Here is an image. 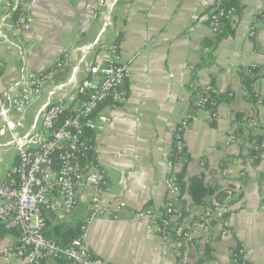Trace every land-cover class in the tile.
Here are the masks:
<instances>
[{
  "label": "crops",
  "instance_id": "crops-1",
  "mask_svg": "<svg viewBox=\"0 0 264 264\" xmlns=\"http://www.w3.org/2000/svg\"><path fill=\"white\" fill-rule=\"evenodd\" d=\"M220 1L118 0L109 27L102 15L104 8L95 0H27V23L6 29L8 41H0V93L7 94L13 86L22 88L28 72L45 70L67 50L85 48L97 38L110 44L120 36L119 56L130 65L131 76L124 102L105 109L110 123L95 143V159L107 177L103 201L122 210L117 219L93 220L86 238L91 252L111 264H176L170 251L163 249L155 229L146 220L137 219L136 213L145 207L159 209L165 200L173 133L181 116L190 113V93L196 86H212L219 93L230 92L232 97L229 103L217 106L213 124L202 110L191 112L197 119L183 131L188 156L186 180L201 173L205 180H214L217 168L226 162L234 174L239 169L234 160L241 149L229 143L236 112L262 124V149L247 166L240 203L226 217L230 233L217 235L210 245L209 259L199 264H227L229 250L238 244L248 264H264V212L260 209L264 76L252 84L256 103L247 99L240 76V70L250 65L264 68V23L258 24L253 36L249 34L264 9V0H238L240 12L230 19V31L210 49L205 41L217 34L210 30L206 17ZM14 10V0H0V20ZM98 50L73 53L58 79L72 76L83 61L98 62ZM203 57L206 65L193 73V66ZM9 139L0 122V162L5 164L0 169V183L16 160V148ZM120 172L125 173L123 185L118 184ZM88 195L89 190L80 197L74 218H83ZM0 242L13 245L17 235L8 233ZM0 264L27 263L0 259ZM43 264L57 262L45 260Z\"/></svg>",
  "mask_w": 264,
  "mask_h": 264
},
{
  "label": "built area",
  "instance_id": "built-area-1",
  "mask_svg": "<svg viewBox=\"0 0 264 264\" xmlns=\"http://www.w3.org/2000/svg\"><path fill=\"white\" fill-rule=\"evenodd\" d=\"M106 8V26L112 27V10L115 0H95ZM207 14L210 30L216 34L221 30V20L235 16L233 7L225 9L221 4ZM16 17L5 16L0 20V41H8L6 29H18L28 21L27 0H14ZM264 8V3H263ZM264 12L261 11L260 13ZM259 13V14H260ZM264 17L255 18L250 36L255 34ZM78 47L64 52L52 65L42 71L28 72L23 86H13L7 94L0 93V122L10 134V141L16 148V160L6 171L0 183V223L16 230L17 242L5 245L0 242V259L9 261L21 259L27 264L38 261L63 259L65 264H111L95 256L87 245V230L96 218L117 219L120 206L114 208L105 203L102 194L107 190L105 171L97 163L87 162L90 151L95 152V143L110 123L105 111L110 105L124 102L126 82L131 76L130 65L121 61L118 46L104 43L99 51V61L89 64L83 61L75 67L72 76L59 80L65 73L73 53L83 51ZM106 57V62L103 58ZM2 66L0 63V73ZM216 92L212 86H204L192 97L197 110H202L208 121L216 113L206 108L208 92ZM45 104L36 124L20 135L17 126L24 119L25 112ZM18 114L15 120L11 112ZM36 112V114H37ZM197 119L195 114L184 113L173 133V143L178 155L185 154L183 131ZM12 125V127H11ZM255 118L242 124L233 122L229 143L238 145L240 154L235 158L239 169L233 173L229 163L217 168L216 179L224 191V199L213 203L211 216L193 222L196 212L174 230L179 236H171V223L178 218L183 195L175 182L174 172L181 162L168 161L169 174L166 181V195L159 209L145 207L137 211L136 218L146 220L158 234L162 247L169 250L176 264H198L199 255L205 245H211L217 235H229L225 213L232 211L240 203L244 189L247 166L257 159L260 147L247 141V134H259L261 126ZM243 127V134L234 130ZM182 132L179 133V131ZM92 134L93 144H89L87 133ZM250 151H255L249 157ZM125 173L120 172L118 184L123 185ZM89 190L80 224V234L74 246H63L45 235L46 217L52 215L54 221L64 222L74 218L80 197ZM260 209L264 212V186L260 193ZM200 253V254H199ZM227 264H247L243 249L233 246L229 250Z\"/></svg>",
  "mask_w": 264,
  "mask_h": 264
},
{
  "label": "trees",
  "instance_id": "trees-1",
  "mask_svg": "<svg viewBox=\"0 0 264 264\" xmlns=\"http://www.w3.org/2000/svg\"><path fill=\"white\" fill-rule=\"evenodd\" d=\"M225 9L233 7L235 9V15L240 12V8L238 6V0H224L221 4ZM18 11H13V17H16ZM263 16L264 12L258 14V17ZM230 19H222L221 20V30L216 33L214 39L206 40L205 45L209 47L210 49H213L217 42L224 37L230 30ZM120 42V36L116 35L113 44L119 45ZM211 56H209L210 60ZM207 61L202 58V60L193 66V73L206 65ZM240 76H241V83L243 90L247 94V99L250 102L256 103L258 102V96L255 94L252 88L253 82L261 77L264 76V68L257 65H250L246 67L245 69L240 70ZM203 87L196 86L191 90V97L195 95V93L199 90H201ZM232 94L229 93H219V92H208V98L206 100V108L211 110L212 112H216L217 106L222 103H229L231 101ZM189 112H193L194 110H197L196 106L193 104V102H190L189 106ZM192 114V113H191ZM251 117H245L242 113L236 112L234 115L233 122H238L242 124L245 120H249ZM215 121V118L210 120L209 122L213 124ZM262 127L260 126L259 129ZM182 132L179 131V133ZM245 131L243 130V127L240 126V128H237L234 130L235 134H243ZM89 144H93L94 140L92 139V134L90 132L87 133ZM247 141L254 142V144H257L261 151V136L259 134H247L246 135ZM186 150V149H185ZM255 151H250L248 156L253 157L255 155ZM170 162L175 164L177 161L181 162V166L177 171L174 172V178L175 182L178 184L180 189V194L183 195V198L181 199V206L178 213V218L175 220L174 223H171V236L173 239H178L179 236L175 232V228L181 224L183 221H185L186 218H188L190 212H196L194 214L192 221L195 220H201L203 218L211 216L212 210H213V203L214 202H220L224 199V191L222 188L214 183L211 184V182L205 180V175L203 173L191 176L188 180L185 179L186 175V166L188 163V156L187 152L185 151V154L178 155L175 151V145L172 142L171 146V152L169 155ZM87 162L96 163L95 159V152L90 151L87 157ZM187 196V198H186ZM229 212L225 213L224 216L227 217ZM82 222V219H76L72 218L70 221H64V222H56L54 221V218L52 215L46 217V228L44 230V233L46 236L52 238L55 240L58 244L63 246H74L76 240L79 237L80 234V224ZM8 233H16V230L9 228L5 224L0 223V241L4 238V236ZM236 247H240V245H236ZM209 253H210V245H205L203 248L202 256L198 260V264L204 260L209 259ZM57 262V264H65V261L63 259H57L54 260ZM43 261L34 262L33 264H43ZM248 264V263H247Z\"/></svg>",
  "mask_w": 264,
  "mask_h": 264
},
{
  "label": "rangeland",
  "instance_id": "rangeland-1",
  "mask_svg": "<svg viewBox=\"0 0 264 264\" xmlns=\"http://www.w3.org/2000/svg\"><path fill=\"white\" fill-rule=\"evenodd\" d=\"M88 62H89V59H88ZM82 66H83V65H82ZM36 108H38V105H36V106H34V107L28 109V110L25 112L24 119L21 120L20 123H19L18 126H17V131L20 133V135L24 134V133L28 130V128H29V126H30V124H31V122H32V119H33V112H34V110H35ZM10 115H11V117H13V118L16 120L20 114H18V113H16V112L12 111ZM6 137H7L8 139L10 138V134H9L8 131H6ZM1 158H2V157H1ZM4 166H5L4 162L1 161V162H0V169H1V168L3 169Z\"/></svg>",
  "mask_w": 264,
  "mask_h": 264
},
{
  "label": "water",
  "instance_id": "water-1",
  "mask_svg": "<svg viewBox=\"0 0 264 264\" xmlns=\"http://www.w3.org/2000/svg\"><path fill=\"white\" fill-rule=\"evenodd\" d=\"M103 1H104V0H103ZM117 2H118V0H115V3L110 7L111 10L115 7V4H116ZM105 10H106V8L104 9V11H105ZM102 15H104V12H102ZM102 45H103L102 40L99 41V38H97V40H96L95 42H93V43L87 45V46L84 48V50L82 51V53L84 54V53L88 52L89 50H91V49H93V48H95V49L98 50V49H100V48L102 47ZM80 63H81V60L79 61V64H80ZM44 107H45V104H42L41 107H40V109L38 110L37 114L35 115V117H34V119H33V123H32V127H31V128H33L34 125L36 124L37 119H38V117H39V114H40V112L44 109ZM11 127H12V125H11ZM13 145H14V144H13Z\"/></svg>",
  "mask_w": 264,
  "mask_h": 264
}]
</instances>
